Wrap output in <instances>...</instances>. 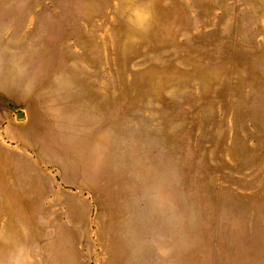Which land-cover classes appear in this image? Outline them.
Wrapping results in <instances>:
<instances>
[{
  "label": "rangeland",
  "instance_id": "374dc122",
  "mask_svg": "<svg viewBox=\"0 0 264 264\" xmlns=\"http://www.w3.org/2000/svg\"><path fill=\"white\" fill-rule=\"evenodd\" d=\"M0 264H264V0H0Z\"/></svg>",
  "mask_w": 264,
  "mask_h": 264
},
{
  "label": "bare ground",
  "instance_id": "6f19581e",
  "mask_svg": "<svg viewBox=\"0 0 264 264\" xmlns=\"http://www.w3.org/2000/svg\"><path fill=\"white\" fill-rule=\"evenodd\" d=\"M77 108L74 105L69 103H62L60 111L58 115H54L60 119V122L66 124L68 129L73 133H79L81 128H86V126L90 125L91 119L88 115L83 113H78ZM22 116V115H21ZM83 123V124H82ZM44 126H48V123H44ZM106 146V141L100 140L94 145V149L96 152L104 149Z\"/></svg>",
  "mask_w": 264,
  "mask_h": 264
},
{
  "label": "water",
  "instance_id": "95a60500",
  "mask_svg": "<svg viewBox=\"0 0 264 264\" xmlns=\"http://www.w3.org/2000/svg\"><path fill=\"white\" fill-rule=\"evenodd\" d=\"M18 115H19V117H20L21 114H18Z\"/></svg>",
  "mask_w": 264,
  "mask_h": 264
}]
</instances>
